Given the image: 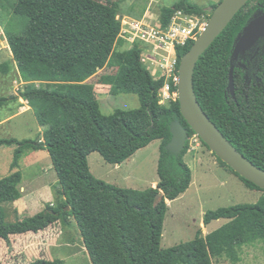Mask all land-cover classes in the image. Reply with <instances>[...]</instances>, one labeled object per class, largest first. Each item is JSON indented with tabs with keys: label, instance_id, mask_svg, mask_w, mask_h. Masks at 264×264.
<instances>
[{
	"label": "trees",
	"instance_id": "obj_1",
	"mask_svg": "<svg viewBox=\"0 0 264 264\" xmlns=\"http://www.w3.org/2000/svg\"><path fill=\"white\" fill-rule=\"evenodd\" d=\"M220 1V0H219ZM218 1V2H219ZM218 2L212 3V9ZM264 0H249L200 56L194 70V89L203 109L227 139L248 159L264 169V86H247L243 69H234L235 97L228 91V76L234 40ZM1 10H11L5 35L12 58L21 72L40 68L46 86L27 84L19 96L27 100L42 132L36 139L0 138L1 145H16L11 168H18L26 151L46 149L57 176L56 199L32 215L6 220V202L22 196V171L18 168L0 177V238L38 232L61 222L75 223L92 264H214L226 254L237 262V249L257 240L264 241V189L239 175L250 188L260 189L256 202H242L207 210L204 224L226 218L220 227L191 240L162 248L168 200L189 187L192 170L184 155L189 140L178 154L167 148L170 126L184 119L177 97L161 102L165 75L155 78L141 60L142 48H130L120 36L122 22L113 0H0ZM178 10L202 15L207 8L185 1L161 7V23L167 25ZM210 16V12L207 13ZM194 43L176 47L180 58ZM111 65L110 93H135L140 107L101 111L95 86L87 80L98 69ZM0 70L8 71L7 62ZM264 79V59L259 62ZM170 90L177 85L169 79ZM10 98L0 96V107ZM160 139L156 186L144 189L122 187L96 177L88 155L99 152L104 160L120 164L138 149ZM201 139V138H200ZM203 144H207L201 139ZM215 154V153H214ZM163 196L155 202L158 192ZM27 264H65L58 258L37 257Z\"/></svg>",
	"mask_w": 264,
	"mask_h": 264
},
{
	"label": "rangeland",
	"instance_id": "obj_2",
	"mask_svg": "<svg viewBox=\"0 0 264 264\" xmlns=\"http://www.w3.org/2000/svg\"><path fill=\"white\" fill-rule=\"evenodd\" d=\"M185 1L197 3L207 8V13L212 9V0H113L117 5L120 19L132 21L142 18L147 23L154 24L161 22V7L180 5ZM207 13H204V16H207ZM11 17H13L11 10L0 9V64L7 62L8 65L7 72L0 70V96L14 97L0 107V138L36 139L40 136L42 127L38 124L27 100L20 97L19 93L27 84L46 86L47 82L43 80L40 68L31 72H21L18 69L12 58V52L5 35L6 24ZM123 39V45L116 48L126 49L134 45L130 39L126 37ZM141 56L144 58L143 64L155 78L169 74L165 68L154 64L151 58L146 57V50H142ZM114 72L115 67L106 65L98 69L87 80L95 86V95L101 111L104 114H111L117 108L134 109L140 107L139 97L135 93H120L118 95L110 93L111 77ZM166 95L165 91L163 92L161 89V102L167 103L176 97L173 93H171L170 98H167ZM195 139L201 144L205 154L195 153L194 159L186 157L188 162L185 161L191 163L192 167V182L183 194L168 204L164 219L162 248L191 240L199 229H202V235H204L203 216L207 210L242 202H256L261 196L259 189L247 187L237 175L230 174L231 170L219 163L217 155L203 144L197 135L190 136L188 138L189 143H194ZM160 143V139L153 140L137 151L131 164L133 172H131L129 181L133 188H147L152 186V181L159 179L157 165ZM15 147L16 145L0 146V177L18 168L22 171V196L30 195L33 191L36 195V200L32 201L35 204L31 210L36 211L38 208L45 207L48 203L44 202L45 199H48L49 203L54 202L57 176L48 151L46 149L41 151L29 149L21 158L20 166L12 169L10 164ZM30 156H35L36 164L30 161ZM88 161L90 170L96 177L97 174H104L113 170V166L107 163L99 152H94ZM128 165L130 166V163ZM129 166L125 164L121 170L124 172L125 170L131 171ZM221 166L225 168V171L221 169ZM126 185L121 186L126 187ZM4 206L7 221L22 218L14 201L6 202ZM226 221L225 218L215 219L205 227L210 232ZM71 222V225H64L58 221L48 226L44 234H29L30 239L22 233L10 235L8 241L0 238V264H27L37 257H54L63 260L65 264H92L88 253L83 248V241L78 229L75 223ZM237 251L240 256L237 262L223 254L213 258L214 264H264V241L257 240L244 244Z\"/></svg>",
	"mask_w": 264,
	"mask_h": 264
},
{
	"label": "water",
	"instance_id": "obj_3",
	"mask_svg": "<svg viewBox=\"0 0 264 264\" xmlns=\"http://www.w3.org/2000/svg\"><path fill=\"white\" fill-rule=\"evenodd\" d=\"M248 1L220 0L216 7L210 10V16L201 33L180 58L176 97L180 103V111L194 130L195 135L201 138L217 157L239 175L264 189V169L248 159L227 139L201 106L194 89V70L200 56ZM259 38H264V13L257 10L234 40L227 85V89L233 97H235L234 69L236 67L234 60L239 54L250 49ZM238 65L245 67L242 62ZM170 131L172 136L167 148L178 154L185 148L189 138L188 130L179 120H174L171 123ZM162 196L163 192H158L155 202H158Z\"/></svg>",
	"mask_w": 264,
	"mask_h": 264
},
{
	"label": "built area",
	"instance_id": "obj_4",
	"mask_svg": "<svg viewBox=\"0 0 264 264\" xmlns=\"http://www.w3.org/2000/svg\"><path fill=\"white\" fill-rule=\"evenodd\" d=\"M208 16L196 15L183 10H178L171 17L167 25L162 23H147L144 19H133L127 21L121 19L122 28L120 35L128 38L132 42H139L143 51L146 50L148 58L153 60L154 64L165 68L168 75H165L166 81L161 88L170 98L171 93L176 96V91L170 90V81L177 83L178 73H176V47L184 45L188 40H195L201 33ZM142 62L144 58L141 56ZM163 76V75H162Z\"/></svg>",
	"mask_w": 264,
	"mask_h": 264
},
{
	"label": "crops",
	"instance_id": "obj_5",
	"mask_svg": "<svg viewBox=\"0 0 264 264\" xmlns=\"http://www.w3.org/2000/svg\"><path fill=\"white\" fill-rule=\"evenodd\" d=\"M212 2L213 3H215V2H217V0H212ZM161 77V76H160ZM158 78V77H157ZM151 143V142H150ZM149 143V144H150ZM41 150H43V149H41ZM41 150H39V151H41ZM139 150V149H138ZM137 150V151H138ZM35 151H37V150H35ZM137 151L132 155V156H130L129 158H127L126 160H124L122 163H120V164H113V163H109V162H107V163H109L111 166H113V170H109L107 173H104V174H97V177H99V178H101V179H104L105 181H107V182H110V183H113V184H116V185H118V186H121V185H126V187H130V188H133L132 186H130V179H131V172H133V169L131 168V164H132V162L134 161V157H135V155H136V153H137ZM94 152H97V151H94ZM94 152H91L89 155H88V160L90 159V157L93 155V153ZM198 152H201V154L202 155H204L205 154V150L203 149V147L201 148V144L197 141V139H195V141H194V143L193 142H191L190 143V147H189V149H188V151L186 152V154L184 155V158H185V160L187 161V159H186V157L188 156V157H190V158H192V159H194L195 157H193L194 155H195V153H198ZM27 156V155H26ZM102 156V155H101ZM200 157V156H199ZM30 158V161H32V162H34V164H36V158H35V156H30L29 157ZM28 158V159H29ZM104 159V158H103ZM199 159H201V158H199ZM191 160V159H190ZM26 162H28L27 161V159H26ZM188 162V161H187ZM193 162H195V161H193ZM88 163H89V161H88ZM130 163V166L128 165ZM220 163V162H219ZM125 164H126V166H129L131 169V171H129V170H125V172L123 171V170H121L122 168H123V166H125ZM188 164H190V167H191V163H188ZM222 165V164H221ZM225 166V165H224ZM90 167V166H89ZM221 169H223L224 171H225V168L224 167H222L221 166ZM191 170H192V167H191ZM226 172H228V171H226ZM230 174L231 173H233L232 171L231 172H229ZM235 174V173H234ZM106 175V176H105ZM236 175V174H235ZM104 177H107V178H104ZM240 179V178H239ZM241 180V179H240ZM242 181V180H241ZM157 182H158V180L157 179H155L154 181H152V183H151V185L152 186H156V184H157ZM192 182V181H191ZM243 182V181H242ZM121 183H125V184H121ZM244 183V182H243ZM245 184V183H244ZM246 185V184H245ZM248 187V186H247ZM189 188V187H188ZM187 188V189H188ZM250 188V187H249ZM186 189V190H187ZM251 189H255V188H251ZM260 190V189H259ZM261 191V190H260ZM37 192V191H36ZM185 192V191H184ZM183 192V193H184ZM183 193H181V194H183ZM180 194V195H181ZM261 194H262V191H261ZM179 195V196H180ZM36 195H35V191H33L30 195H27V194H25L24 196H21L19 199H17V200H15L14 201V204H15V206L17 207V211H18V213H19V215L21 216V217H23L24 215H32V214H35L36 212H38V211H40V210H42L43 208H44V206L43 207H41V208H38V210H31V208H33L34 207V204L35 203H33L32 201H35L36 200V197H35ZM178 196V197H179ZM177 197V198H178ZM51 199V197L49 198V200ZM176 199V198H175ZM174 200V199H173ZM172 200H167V203L169 204L170 202H171ZM44 202H49L48 201V199H45V201ZM38 204H40V202H38ZM220 219H222V218H220ZM226 219V218H225ZM217 220V219H216ZM227 221H228V219H226ZM213 221V220H212ZM211 221V222H212ZM226 221V222H227ZM210 222V223H211ZM210 223H208V224H206V225H209ZM206 225H204L203 226V230L205 231V234L204 235H206L207 233H209V229H207L205 226ZM51 226V225H50ZM48 229V227L47 228H45V229H43V230H39L38 232H33V231H28V232H26V233H22V234H24V235H26V236H28V239H30L31 237L29 236V234H34V235H41V234H44V232L46 231ZM202 230V229H201ZM211 232V231H210ZM83 246H84V244H83ZM84 248V250L86 251V248H85V246L83 247ZM87 252V251H86ZM45 258H51V259H53L54 257H45Z\"/></svg>",
	"mask_w": 264,
	"mask_h": 264
},
{
	"label": "flooded vegetation",
	"instance_id": "obj_6",
	"mask_svg": "<svg viewBox=\"0 0 264 264\" xmlns=\"http://www.w3.org/2000/svg\"><path fill=\"white\" fill-rule=\"evenodd\" d=\"M257 10L264 13V10L261 8ZM256 11H254V13ZM261 58L264 59V38H259L250 49H247L243 54H239L234 60L236 66H238L240 62L245 64V67H242V69L244 83L247 86H252L253 84L264 86V79L259 76V62Z\"/></svg>",
	"mask_w": 264,
	"mask_h": 264
}]
</instances>
